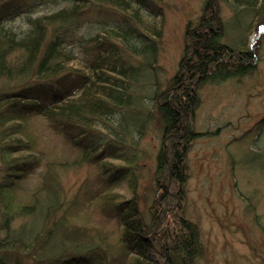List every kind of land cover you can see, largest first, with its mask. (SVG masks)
I'll return each mask as SVG.
<instances>
[{"label":"trees","instance_id":"obj_1","mask_svg":"<svg viewBox=\"0 0 264 264\" xmlns=\"http://www.w3.org/2000/svg\"><path fill=\"white\" fill-rule=\"evenodd\" d=\"M160 2L28 0L0 8V264H197L200 231L181 202L199 90L250 75L256 64L243 42L228 40L218 0H205L197 24L186 27L177 74L165 90L148 88L144 75L157 62L163 36ZM92 9L111 10L112 16L92 21ZM231 10L232 22L241 26L242 15L251 21L264 15V4L233 0ZM34 119L75 146L76 165L98 166L105 187L128 182L131 198L103 195V210L119 226L118 256L112 237L70 222L72 204L59 218V204L48 198L41 206L40 191L58 193L55 170L42 175L33 202L14 201L15 188L42 167L28 129ZM153 120L163 141L155 156L154 196L144 210L137 199V150L129 143ZM257 127L264 131V117ZM20 218L32 222L28 235L12 233Z\"/></svg>","mask_w":264,"mask_h":264},{"label":"rangeland","instance_id":"obj_2","mask_svg":"<svg viewBox=\"0 0 264 264\" xmlns=\"http://www.w3.org/2000/svg\"><path fill=\"white\" fill-rule=\"evenodd\" d=\"M25 1L28 0H7L0 4V8L5 7L1 12ZM204 1L161 0L158 4L163 10V36L159 41L157 62L144 75L148 88L165 90L177 74L186 27L197 24ZM232 1L218 0L228 40L241 41L244 49L253 52L256 70L240 79L208 82L199 90V102L192 116L196 137L187 154L185 200L181 202L186 217L200 231L202 252L197 264H264V131L257 127L264 117V15L252 21L242 15L240 22L245 23L236 25L231 19ZM261 3L264 4V0ZM89 16L92 21L100 20L112 16V11L92 9ZM82 66L74 63L72 67ZM28 129L36 136V151L41 153L42 167L15 188L14 201L33 202L42 175L48 169L55 170L58 193L47 197L50 193L40 191L41 206L50 198L63 209L57 213L59 218L72 204L70 222L112 237L110 247L118 256L119 251H123L116 237L118 222L102 205L107 192L115 193L119 199L131 198L128 182L105 187L99 167L76 165L74 160L79 153L75 146L66 137L56 134L47 122L31 120ZM162 141L161 129L157 120H153L143 135L129 143L137 150V199L144 210L154 196L151 188L155 156ZM4 175L5 168L0 161V182ZM179 203L175 202L174 210ZM31 223L29 218H20L13 224L12 233L28 235L33 227ZM0 236H4L1 226Z\"/></svg>","mask_w":264,"mask_h":264}]
</instances>
